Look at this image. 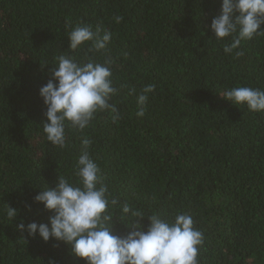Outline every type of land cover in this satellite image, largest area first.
Returning a JSON list of instances; mask_svg holds the SVG:
<instances>
[{
    "label": "trees",
    "instance_id": "trees-1",
    "mask_svg": "<svg viewBox=\"0 0 264 264\" xmlns=\"http://www.w3.org/2000/svg\"><path fill=\"white\" fill-rule=\"evenodd\" d=\"M220 7L221 0H0V264H84L70 246L16 225L48 223L53 213L34 197L58 175L76 181L85 137L109 198L119 201L108 208L114 219L124 203L144 216L185 213L203 233L198 264H264V112L219 96L237 86L264 90V35L242 41L243 56L225 54L230 39H215L210 28ZM78 24L110 32L106 50H69L67 32ZM61 54L113 61L110 103L121 117L113 122L104 111L82 131L66 128L64 148L45 139L39 96ZM149 84L155 89L138 117L136 98ZM121 223L112 234L131 230ZM134 223L146 229L148 220Z\"/></svg>",
    "mask_w": 264,
    "mask_h": 264
},
{
    "label": "clouds",
    "instance_id": "clouds-1",
    "mask_svg": "<svg viewBox=\"0 0 264 264\" xmlns=\"http://www.w3.org/2000/svg\"><path fill=\"white\" fill-rule=\"evenodd\" d=\"M119 23L122 17H115ZM264 0H221L220 13L211 21V31L217 40L230 39L223 48L225 54L235 52L236 57L244 55L238 50L242 41L264 35ZM112 34L101 32L99 26L78 24L67 32L68 49L77 50L89 44V52H102L107 48ZM106 58L103 63L91 57L77 61L74 57L61 54L54 58L51 79L39 88V96L46 108L43 115L46 122L41 129L47 142L64 148L67 144L66 128L86 129L96 114L108 111L113 122L120 119L114 103L117 93L112 79L111 64ZM155 86H145L136 98V115H145L148 93ZM135 90H130V94ZM221 98L233 105L246 106L252 112H264V90L248 86L227 89ZM92 140H81L80 154L76 159L74 175L76 181L58 175L55 187L47 186L38 192L34 201L52 212L48 223L23 222L16 225L29 236H39L44 242L54 239L70 246V253L84 261V264H198L199 248L203 244V233L195 228L191 215L177 213L172 220L159 214L144 216L133 210L128 203L121 208V218L114 219L108 212L110 206L119 203L109 198L108 185L104 182L98 164L91 158L89 149ZM17 210L7 206L6 215L17 217ZM132 217H147L146 229L134 223L121 220ZM119 221L125 229L124 235H114L110 229ZM49 264H55L50 260Z\"/></svg>",
    "mask_w": 264,
    "mask_h": 264
}]
</instances>
